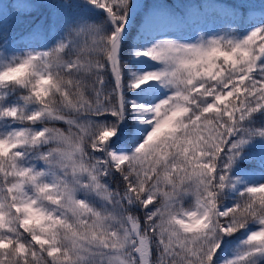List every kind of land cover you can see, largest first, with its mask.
<instances>
[{"label":"snow or ice","instance_id":"1","mask_svg":"<svg viewBox=\"0 0 264 264\" xmlns=\"http://www.w3.org/2000/svg\"><path fill=\"white\" fill-rule=\"evenodd\" d=\"M221 12L0 3V264H264V0Z\"/></svg>","mask_w":264,"mask_h":264},{"label":"trees","instance_id":"2","mask_svg":"<svg viewBox=\"0 0 264 264\" xmlns=\"http://www.w3.org/2000/svg\"><path fill=\"white\" fill-rule=\"evenodd\" d=\"M14 2L15 0H0V3H3L5 7L8 9H11V6L14 4ZM29 2L41 3L44 2V0H29ZM140 2L152 3L159 1L140 0ZM160 2H163L175 8L179 12L194 11L198 13L196 18L202 23L203 30L206 33H212L218 30L219 25L217 24V22L223 18L221 12L222 5H236L245 2L259 4L262 2V0H160ZM139 22H140V16L139 14H137L134 24H138ZM165 26L166 25H164L160 20L154 18L145 22V31H150L155 33L156 31H158L159 29ZM188 34L192 36L197 35L196 32H189ZM10 35L12 36L11 44L15 45V50L19 51L23 47V43L16 44V41H19L21 39V36L25 35L23 25H17L15 28H13L10 32ZM131 35H135V27L132 28ZM36 42L37 41H33V43ZM9 50H11V47L9 48ZM153 88L154 85H152L151 87L150 85H143L140 89H137L136 91L137 93L140 94L141 98H145L151 94ZM161 93L164 94V92ZM242 167L248 169L250 173L255 175L256 177H259L262 174L261 169L259 167L258 159H251L245 161L244 164H242Z\"/></svg>","mask_w":264,"mask_h":264},{"label":"rangeland","instance_id":"3","mask_svg":"<svg viewBox=\"0 0 264 264\" xmlns=\"http://www.w3.org/2000/svg\"><path fill=\"white\" fill-rule=\"evenodd\" d=\"M159 2H160V0H158ZM166 28V26L165 27H163V28H161V29H159L158 31H160V30H164ZM153 34V32H150V31H145V33H144V35L145 36H151ZM197 35H198V33H197ZM164 94H162V93H160V96L162 97Z\"/></svg>","mask_w":264,"mask_h":264}]
</instances>
